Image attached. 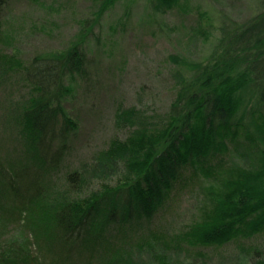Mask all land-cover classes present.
<instances>
[{"label": "rangeland", "instance_id": "374dc122", "mask_svg": "<svg viewBox=\"0 0 264 264\" xmlns=\"http://www.w3.org/2000/svg\"><path fill=\"white\" fill-rule=\"evenodd\" d=\"M263 12L264 0H173V7L166 12L157 9L156 0H0V81L5 85L9 86L7 81L15 75L21 83L19 77L36 57L64 55L77 45L87 57L86 73L76 76L64 106L75 126L68 127L64 135L58 130L55 138L57 149L60 144L65 145V158L48 179L56 184L70 171L83 170L82 184L72 194L74 197L95 196L128 185L130 180L126 177L133 176L138 164L126 170L119 163L123 161L119 141L128 135L124 123L131 115L128 110L136 107L161 114L169 109L176 95L181 94L174 76H190L187 71L193 65L209 64L224 46L223 18L244 27ZM13 64L20 70L7 73ZM7 86L0 91V134L18 122V117L9 111L13 108L9 107L10 98L17 100L24 96L18 91L19 83L11 91ZM116 141L118 145L111 148L110 143ZM0 144L4 146L2 156L8 150L0 160L9 173L0 180L3 181L0 194H8L9 199L14 193L5 187L16 178L12 166L17 163V143L5 138L0 139ZM230 147L227 144L229 153L216 156L218 167L214 171H202L195 176L192 173L185 181L184 190L178 187L172 190L167 211L157 219L147 220L144 227L134 231L128 225L121 227L126 230L117 235L130 234L132 238L126 237L127 240H138L140 246L115 264H258L261 261L264 256L257 254L264 255V235L253 237L251 233L250 239L234 240L217 249L179 242L180 235L195 231L200 222L217 219L215 212L224 206L226 199L232 197V202L238 199L240 202L242 192L261 179L263 154L247 144ZM106 150L111 151L101 154ZM60 189L73 191L67 182L60 183ZM8 199L0 197V207L7 206ZM16 213L14 207L6 214L0 212V244L28 240L23 229L26 214ZM126 238L121 240L127 242ZM83 245L70 253L73 261L80 258ZM77 246L70 242L60 244L59 248L73 250ZM63 251L67 250L59 253ZM99 252L92 255L86 252L83 263L90 260L94 264H106L98 259Z\"/></svg>", "mask_w": 264, "mask_h": 264}, {"label": "trees", "instance_id": "16d2710c", "mask_svg": "<svg viewBox=\"0 0 264 264\" xmlns=\"http://www.w3.org/2000/svg\"><path fill=\"white\" fill-rule=\"evenodd\" d=\"M156 4L157 9L166 12L173 7V0H156ZM223 23L225 44L211 62L193 65L187 71L190 76H174L181 94L176 95L169 109L161 114L136 107L128 110L131 115L124 122L128 135L119 145L116 141L110 146L123 149V161L119 163L124 169L138 163L135 172L126 177L128 185L95 196H72L82 184L83 170L70 171L56 184L48 179L65 158V145L55 147L58 130L64 135L68 127L75 126L64 106L76 76L86 73L83 51L77 45L64 55L36 57L19 77L21 83L16 75L7 81L9 86L0 81V91L5 86L11 91L19 83L18 91L24 93L17 100L10 98L9 107L13 108L9 111L18 122L0 134L3 141L6 138L17 143L18 153L17 163L12 166L16 178L5 187L14 195L8 199V194H0L10 200L0 212L6 214L14 207L18 213H25L27 223L23 229L28 238L13 241L15 245L1 242L0 264H84L85 253L97 251L98 259L115 264L140 246L138 240H127L132 238L130 234L122 236L127 242L122 241L117 233L126 227H121L128 225L134 231L166 212L170 192L177 187L184 190L192 173L195 176L214 171L218 167L216 156L230 152L227 144L234 148L247 144L264 157V12L244 27L228 17ZM18 70L13 64L7 73ZM2 79L6 80L4 75ZM3 148L0 144L2 158L8 151L5 147L2 156ZM0 161L1 180L9 173ZM259 178L242 192L240 202H232L229 197L223 202L227 207L215 212L217 219L200 222L195 231L180 235L179 242L217 249L234 240L250 239L251 233L253 237L264 235V171ZM62 182L72 185L73 191H62ZM123 208L125 211L120 210ZM78 241L84 244V250L73 261L70 253L80 248ZM70 242L78 246L73 250L64 247L67 251L59 253L63 250L59 245ZM263 258L258 264H264ZM85 264L94 263L87 260Z\"/></svg>", "mask_w": 264, "mask_h": 264}]
</instances>
